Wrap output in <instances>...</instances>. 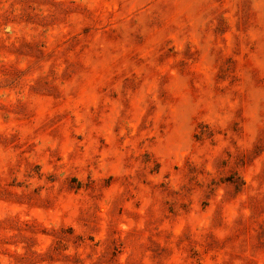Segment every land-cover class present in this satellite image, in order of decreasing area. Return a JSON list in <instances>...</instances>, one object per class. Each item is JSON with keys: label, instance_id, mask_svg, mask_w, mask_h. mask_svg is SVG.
<instances>
[{"label": "rangeland", "instance_id": "obj_1", "mask_svg": "<svg viewBox=\"0 0 264 264\" xmlns=\"http://www.w3.org/2000/svg\"><path fill=\"white\" fill-rule=\"evenodd\" d=\"M0 264H264V0H0Z\"/></svg>", "mask_w": 264, "mask_h": 264}]
</instances>
